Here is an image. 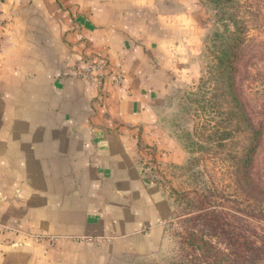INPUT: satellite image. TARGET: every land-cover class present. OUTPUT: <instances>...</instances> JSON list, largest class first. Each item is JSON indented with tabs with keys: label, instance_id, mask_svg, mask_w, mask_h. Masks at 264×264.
I'll use <instances>...</instances> for the list:
<instances>
[{
	"label": "crops",
	"instance_id": "obj_1",
	"mask_svg": "<svg viewBox=\"0 0 264 264\" xmlns=\"http://www.w3.org/2000/svg\"><path fill=\"white\" fill-rule=\"evenodd\" d=\"M195 2L0 0V264L159 249L174 200L143 166L169 157L159 108L199 53ZM97 59L104 97L75 76Z\"/></svg>",
	"mask_w": 264,
	"mask_h": 264
},
{
	"label": "rangeland",
	"instance_id": "obj_2",
	"mask_svg": "<svg viewBox=\"0 0 264 264\" xmlns=\"http://www.w3.org/2000/svg\"><path fill=\"white\" fill-rule=\"evenodd\" d=\"M195 1L201 33L199 53L186 63L188 71L174 78L159 108V126L172 141L169 157L166 161L152 158L143 166L171 194L174 215L155 253L122 264H190L185 258L189 247L184 235L200 195L210 196L241 230L257 228L264 237V206L251 201L237 183L247 132L233 121L229 104L220 97L215 83V52L220 41L214 36L224 32V25L208 0ZM237 1L255 15L249 18L235 83L246 114L263 132L254 178L264 184V0Z\"/></svg>",
	"mask_w": 264,
	"mask_h": 264
},
{
	"label": "trees",
	"instance_id": "obj_3",
	"mask_svg": "<svg viewBox=\"0 0 264 264\" xmlns=\"http://www.w3.org/2000/svg\"><path fill=\"white\" fill-rule=\"evenodd\" d=\"M208 1L218 21L224 25V32H216L214 36L220 41L215 52L217 91L229 104L233 121L237 126L242 124L244 132H247V145L236 173L237 183L251 201L264 206V184L257 183L254 178V164L263 132L246 114L235 83L249 18L255 15L245 10L237 0ZM194 207L184 235V244L189 247L185 258L190 264H264V237L257 228L241 230L210 196L200 195Z\"/></svg>",
	"mask_w": 264,
	"mask_h": 264
},
{
	"label": "built area",
	"instance_id": "obj_4",
	"mask_svg": "<svg viewBox=\"0 0 264 264\" xmlns=\"http://www.w3.org/2000/svg\"><path fill=\"white\" fill-rule=\"evenodd\" d=\"M75 76L86 82L97 96L104 97L106 85L111 78L109 64L104 59L84 61L83 65L78 64L75 68ZM124 77L118 74L115 78L117 84H121Z\"/></svg>",
	"mask_w": 264,
	"mask_h": 264
}]
</instances>
